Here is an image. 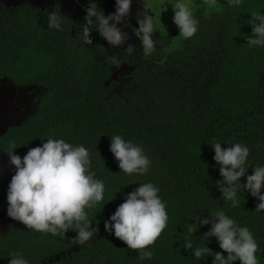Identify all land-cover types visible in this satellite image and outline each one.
Returning a JSON list of instances; mask_svg holds the SVG:
<instances>
[{"label":"trees","instance_id":"trees-1","mask_svg":"<svg viewBox=\"0 0 264 264\" xmlns=\"http://www.w3.org/2000/svg\"><path fill=\"white\" fill-rule=\"evenodd\" d=\"M216 4L214 10L198 11L200 28L190 40L176 29L171 34L158 29L160 36L153 35L157 51L147 59L142 46H133L131 55L122 47L108 52L101 43L79 46L76 37L82 24L65 19V30L59 32L48 28L47 20L22 17L14 23L12 38L0 37V61H9L22 82L42 81L49 89L43 114L28 122L20 139L12 140L16 145L28 142L14 154L23 157L47 137L83 145L106 189L104 201L89 212L98 232L79 245L75 231L53 237L8 217L7 190L15 170L2 178L0 212L9 230L0 234V264H9L13 251L22 252L30 264H212V255L200 261L183 246L188 223H197L191 217L219 209L249 227L260 246L259 264H264V213L254 212L258 199L245 193L239 208L224 203L215 184L222 177L209 144L215 138L247 145L252 163L247 174L255 165L264 166V48L249 49L246 40L252 34L246 21L251 12L264 11V0H244L238 9H229L226 0ZM178 36V46L170 45ZM122 61L134 68L121 81L107 84L113 63ZM113 135L144 147L152 161L147 175L120 172L110 151ZM133 180L138 181L129 183ZM149 181L159 186L169 221L150 246L153 259L141 261L138 252L105 231L104 221L139 182ZM209 228L198 227L190 237L193 247L207 246L213 255L223 252L215 237L205 241Z\"/></svg>","mask_w":264,"mask_h":264},{"label":"clouds","instance_id":"clouds-1","mask_svg":"<svg viewBox=\"0 0 264 264\" xmlns=\"http://www.w3.org/2000/svg\"><path fill=\"white\" fill-rule=\"evenodd\" d=\"M193 2L194 0H175L173 3L172 0H166V4L173 5V22L184 40L193 38L200 28L199 19L192 11ZM202 2L208 5L217 3V0ZM243 3L244 0H226L229 9H238ZM131 4L132 0H116L115 12L105 16L97 4L91 3L86 8L85 22L76 37L79 46L86 48L85 44H91L93 30L113 47L124 45L129 37L118 25L131 27L128 20ZM144 9L152 11L149 0H144ZM142 15L143 19L137 17L139 27H132V31L142 42L143 56L147 59L157 51V40L153 39V35L158 28L153 24L155 15H149L147 11H143ZM64 17L56 10L48 13L47 27L63 32ZM246 22L251 25L252 32L250 36H246L248 48H264V11L251 12V19ZM133 51V46L129 44L126 52L131 55ZM110 138V151L118 161L120 172L125 176L137 177L150 172L152 161L144 147L125 140L121 135ZM222 142L229 146L222 148ZM209 144L214 149L213 159L219 166L222 177L215 184L224 203H228L231 208H239L240 198L245 193H250L258 199L254 212L264 213V166L255 165L252 173L247 174L252 164L249 162V147L239 142L215 138ZM20 145L12 143L11 151L6 147L7 155L0 148L10 158L11 165L5 173L6 177L15 170L7 190L8 217L22 222L28 230L53 237L62 238L68 231H75V244L86 245L98 232L92 227L89 212L104 201L106 190L104 182L96 178L89 150L83 145L74 146L63 138L47 137L42 146L30 148L21 157L14 154V150ZM245 176L246 182L242 183L241 178ZM191 218L197 223H188L189 237L183 247L191 249V255L197 260L201 261L205 254H209L214 257L212 264H234L235 261L240 264H259L257 253L260 246L252 231L249 227L238 224L223 209L209 210V216L195 215ZM168 221L167 206L160 196L159 186L151 181L139 182V187L127 193L124 202L104 221V228L125 242L127 249L138 252V258L144 261L153 259L154 253L150 246L155 244L166 229ZM203 225H210L209 230L203 234L205 241L215 237L219 248L227 256L223 252H214L213 255V251L207 246L193 247L190 237ZM8 257L9 264H30L22 252L13 251Z\"/></svg>","mask_w":264,"mask_h":264},{"label":"flooded vegetation","instance_id":"flooded-vegetation-1","mask_svg":"<svg viewBox=\"0 0 264 264\" xmlns=\"http://www.w3.org/2000/svg\"><path fill=\"white\" fill-rule=\"evenodd\" d=\"M91 3L97 4L103 10L105 16L114 13L116 10V0H0V37L12 38V34L15 32L14 23L19 18L25 17L41 23L47 20L48 13L55 10L57 13L61 12L65 16L64 19L70 21L73 25H83L87 14L86 8ZM143 11H147L149 15H152L149 9H144V0H132L131 14L128 18L129 23L134 27L139 25L137 17L143 19ZM93 20L95 21V18ZM120 26L128 34L129 39L124 45L117 47L127 49L129 44L140 46L141 41L137 42L139 38L135 36L132 29L123 24H120ZM155 34L157 32H154ZM91 39V44L101 43L108 52L117 50V47L109 45L95 30L91 33ZM128 72L122 71L121 75L118 74L117 78H113L114 68L107 84L112 81H121L124 74ZM48 92V86L44 82H22L17 78L16 72L9 61H6V63L0 61V148L5 153V148L12 144V140L22 137L24 132L22 129L28 122L43 114ZM9 161L10 158L6 157L0 150V174L7 172L11 165ZM1 178L0 180H2Z\"/></svg>","mask_w":264,"mask_h":264},{"label":"rangeland","instance_id":"rangeland-1","mask_svg":"<svg viewBox=\"0 0 264 264\" xmlns=\"http://www.w3.org/2000/svg\"><path fill=\"white\" fill-rule=\"evenodd\" d=\"M172 2L175 3V0H172ZM149 3L151 4L152 11L155 13L154 14L149 9L151 14L153 16L155 15L154 19H153L154 27H156L158 29L162 28L166 32H169L170 34H171V31H173L174 29H176L179 32L178 27L173 22L174 10H173L172 4H170V3L166 4V0H149ZM216 6H218V4H216V3L215 4L210 3L208 5H205V4H203L202 0H194V2L192 4V11H193V14L195 16H197L199 10L204 9V8H206V10L207 9L214 10ZM130 25H131V27H129V29H132V27H134V25H132V24H130ZM119 27H121L123 29L122 26L119 25ZM135 27H139V25H137ZM158 29L155 30V32H157V34L159 33ZM173 32L175 33V31H173ZM139 41L140 40L138 39L137 42H139ZM179 42H180V37L178 36V37L173 38V40H171L170 45L178 46L177 43H179ZM139 45L142 46V42ZM121 73L122 72L117 73V75L118 74L121 75ZM4 174L5 173H1L0 177L5 178L6 175H4ZM7 224H6V221H5V224L3 223V221H0V231L7 232L9 230V227L7 226Z\"/></svg>","mask_w":264,"mask_h":264},{"label":"water","instance_id":"water-1","mask_svg":"<svg viewBox=\"0 0 264 264\" xmlns=\"http://www.w3.org/2000/svg\"><path fill=\"white\" fill-rule=\"evenodd\" d=\"M134 66H131L130 64L126 62L119 63L118 65L115 66V73L113 74V78H117V73L122 72V71H129L132 70ZM1 102V101H0ZM0 221H3V223L6 224L9 227V221L6 219L5 215L0 212ZM6 232L0 231V234H5Z\"/></svg>","mask_w":264,"mask_h":264}]
</instances>
